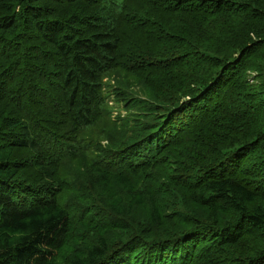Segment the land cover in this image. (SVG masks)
Masks as SVG:
<instances>
[{"label":"trees","instance_id":"1","mask_svg":"<svg viewBox=\"0 0 264 264\" xmlns=\"http://www.w3.org/2000/svg\"><path fill=\"white\" fill-rule=\"evenodd\" d=\"M211 5L220 4L0 0V264H264V185H258L264 181V97L237 92L245 90L236 84L239 79L229 95L223 91L226 71L263 43L242 41L235 59L217 58L204 91L190 93L181 106L153 105L158 93L149 99L159 89L152 80L166 72L171 77L188 54L168 57L152 43L173 40L181 52L190 34L187 17L210 16ZM165 19L180 23L179 33L165 27ZM137 92L147 94L145 103L139 104ZM120 106L129 126L119 125ZM248 106H259V113L247 112ZM154 107L159 114L152 113ZM218 107L222 119L216 117ZM206 123L212 124L211 134L200 149L215 150L225 130L242 141L217 160L220 171L191 173L184 189L211 216L233 214L236 221L217 234L196 227L165 244H142L134 235L109 249L113 229L143 227L141 219H129L135 208L145 209L154 225L163 219L156 192L135 182L133 173L156 166L164 153L207 129ZM118 128L124 129L121 136ZM233 155L239 164L251 159L244 167L251 165L260 179L227 167ZM246 239L258 247L250 255L237 254ZM145 244L148 255L139 259L133 248ZM119 254L124 259L116 260Z\"/></svg>","mask_w":264,"mask_h":264},{"label":"rangeland","instance_id":"2","mask_svg":"<svg viewBox=\"0 0 264 264\" xmlns=\"http://www.w3.org/2000/svg\"><path fill=\"white\" fill-rule=\"evenodd\" d=\"M216 1H219L220 5L216 9L213 8L212 5L210 6L213 12L212 15L205 18L199 17V19L198 16L187 17L188 23L186 26L190 34L188 35L186 44L191 40V46L189 45L187 47L186 44H180L181 52H179L180 49L177 48L179 44L171 45L173 40H168L164 43L158 42V44L152 43V46H155L153 50L161 52L168 57H182L180 53H188H186L188 56L186 55L185 60L177 62V67L175 69L173 68V75L171 77H169L166 72L160 73L159 78L152 80L159 87V89L153 88L150 92V101L153 99V94L158 93L157 98L151 101L153 105L164 104L166 107L172 108L187 103L190 99L188 97L190 93L204 91L207 81L214 77L217 69L215 70L212 67V63L217 58L229 61L235 59L241 50L239 45L242 41L246 40L252 41L251 43L254 41L262 42L263 44L257 47L255 46L253 50L245 56L241 64L237 63L238 66L236 64L226 71L223 77V81H225L223 91L226 90V93L228 92L227 95H229L231 93L230 88L232 82L239 79L236 84L243 85L245 90L237 92L248 93L253 97H257L258 101L263 99L264 0ZM164 26L174 28L176 34L179 33V27H182L180 23L178 24L176 21L173 23L167 22L166 19ZM167 43L171 45L169 49H166V47L159 49L161 46L167 45ZM251 43H246V45H250ZM132 49H139V45L132 46ZM212 56L215 58H212ZM168 79L174 80L170 83L169 87H166ZM152 81L148 80L147 83L142 85L149 84ZM221 81L222 78L218 80L217 85ZM141 82H145V79H141ZM217 85L215 90L218 89ZM163 86H165L164 89ZM136 94L139 104L145 103L144 98L146 100L148 99L147 94L144 92H137ZM233 96L234 95H231V97ZM110 105H113L111 101ZM120 107L122 111L120 113L121 122H119V125L124 124L129 126L130 123L127 120L130 116L126 113V109L122 106ZM246 110L247 112L251 110L252 112L250 113L255 115L259 113V106L257 110L254 106H248ZM221 111L222 109L219 107L216 109V117L220 119L224 116L221 114ZM152 113L159 114L160 112L154 107ZM112 116L116 119L118 114L113 113ZM116 121L117 120H115V123ZM211 125L212 124H208L205 127L207 129H200L201 131L191 135V139L187 138L182 148L178 147L164 153L162 158L158 160L156 166H152L149 170L147 168L143 170L145 173L138 171L133 173V175L131 174L135 182L140 183V185L144 184L143 188H147L151 192H156L154 193L156 198L163 203H159L160 206H162L160 209L163 219L159 225H154L153 221L150 218L148 219L149 213H147L145 209L142 207L135 208L134 212L129 216V219H134V221H136V219H141L140 222L143 224V227H137L135 225L136 227L130 231L113 229L107 234L109 249H115L116 246L128 241L134 235L142 244L147 243V240H155L165 244L164 241H169L170 239H172V241L174 239L177 240V235L186 234L190 232V229L192 230L196 227L202 231L206 229L210 232L215 231L216 233L219 232L220 227L225 226V223L236 221V215L233 217V214H223L217 217L211 216L210 211L206 207L193 201L189 196V192H185L186 190L184 189L188 183L187 175L191 173H200L201 176H204L208 175L210 172L220 171V168H217V166H221L222 163L218 164L217 160L238 148V145L242 141V139L237 136L228 137L227 130H225L223 132L224 139H216L218 144L214 146L215 150L200 149L199 146L204 143L205 139L210 137ZM224 126H226V124ZM119 131H124V129L118 128L117 132H115L118 136H121L122 133H119ZM236 157L237 155H233L228 158L227 160H229V162L226 163V166L229 168L230 165L236 167L237 173H242L241 171L245 172L247 168L244 166H246L251 159L247 160L246 163L239 164V160H237ZM215 162L217 163L214 164ZM249 167H251V165ZM249 167L247 169V172H249L248 176H255L254 179H260L256 176L257 174L254 168ZM262 168L264 169V165ZM258 185L263 186L264 181L258 182ZM107 206L110 208L109 204H107ZM103 217L104 216H102L101 219ZM193 224H196V226ZM209 231L205 232L208 236L210 235ZM160 238L164 240H160ZM200 240L202 239L200 238ZM205 240H203V242ZM200 242L202 241H198L197 243ZM176 243H178L180 247L181 245L187 244L186 242L178 241ZM246 243H248V245L238 249L237 254L250 255L258 247L257 245H253L254 242H251V239H246ZM168 245L172 246L173 244L169 242L167 243V246ZM133 249V252L139 255V259L141 254L143 259L148 255V244H145L142 248L134 247ZM150 249L153 250L152 248ZM157 250L161 249L157 247ZM178 250H180V248ZM123 256L124 255L120 256L119 254L116 260H119L120 257L124 259ZM187 259L191 260V257Z\"/></svg>","mask_w":264,"mask_h":264},{"label":"bare ground","instance_id":"3","mask_svg":"<svg viewBox=\"0 0 264 264\" xmlns=\"http://www.w3.org/2000/svg\"><path fill=\"white\" fill-rule=\"evenodd\" d=\"M98 176V175H97Z\"/></svg>","mask_w":264,"mask_h":264}]
</instances>
